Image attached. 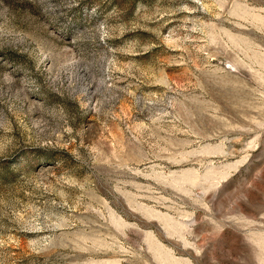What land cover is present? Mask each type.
Listing matches in <instances>:
<instances>
[{"label": "rangeland", "instance_id": "obj_1", "mask_svg": "<svg viewBox=\"0 0 264 264\" xmlns=\"http://www.w3.org/2000/svg\"><path fill=\"white\" fill-rule=\"evenodd\" d=\"M0 264H264V0H0Z\"/></svg>", "mask_w": 264, "mask_h": 264}]
</instances>
